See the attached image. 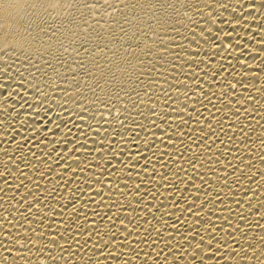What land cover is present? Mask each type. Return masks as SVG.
Here are the masks:
<instances>
[{"label": "bare ground", "instance_id": "obj_1", "mask_svg": "<svg viewBox=\"0 0 264 264\" xmlns=\"http://www.w3.org/2000/svg\"><path fill=\"white\" fill-rule=\"evenodd\" d=\"M186 3L117 110L1 65L0 264H264V0Z\"/></svg>", "mask_w": 264, "mask_h": 264}, {"label": "rangeland", "instance_id": "obj_2", "mask_svg": "<svg viewBox=\"0 0 264 264\" xmlns=\"http://www.w3.org/2000/svg\"><path fill=\"white\" fill-rule=\"evenodd\" d=\"M178 1L181 5L174 3ZM181 2L180 0H65L61 8L49 5L45 10L41 8V3H35L31 6L33 17L23 25L25 33L19 36L21 40L18 37L6 42L0 51L3 52L0 54V58L2 57L0 68L3 65L8 69L7 71L17 74L16 76L31 74L30 76L33 77L31 81L35 80L34 86L41 88V90L37 88V91H42L41 93L44 90L52 92L61 85V82L64 83V80L67 81L64 86L69 83L67 86L80 90L87 85L85 91L88 85H91L89 90L92 87L98 89L99 98H101L100 94L105 96L106 93V98L103 96L102 99L111 102L112 108L117 110L118 102L123 105L125 101L123 103L121 100H127V97L129 99L132 96L133 88L137 86V82L132 83L134 77L141 76L146 70L152 71L155 67L148 64L150 62L148 56L151 58L152 53L155 52L153 50H156L159 42L162 43L160 38H163L164 29L180 25H175L180 23V19L176 18L178 12L175 11L181 7L186 8L185 4H188ZM167 15H169L167 20L171 23L168 21V24L161 23L166 21ZM171 17H175L176 22ZM161 26H164L163 30ZM160 35L162 37H159ZM154 37L158 38V42ZM18 64L21 67H18ZM141 70L144 72L142 73ZM139 78H135L134 81ZM121 80L127 81L125 82L127 84ZM119 82L123 83L122 86ZM130 84L135 87L131 88ZM126 85L132 90L131 93ZM94 89H92V97L90 95L93 99H89L91 102L97 95ZM110 92L112 94L115 92L114 96H122L124 93L126 96H119L120 99L122 98L120 100L119 97L114 98ZM112 97L117 100L114 101L118 105L112 101L113 99L111 100Z\"/></svg>", "mask_w": 264, "mask_h": 264}, {"label": "snow or ice", "instance_id": "obj_3", "mask_svg": "<svg viewBox=\"0 0 264 264\" xmlns=\"http://www.w3.org/2000/svg\"><path fill=\"white\" fill-rule=\"evenodd\" d=\"M12 0H0V7H3L5 3H11Z\"/></svg>", "mask_w": 264, "mask_h": 264}]
</instances>
